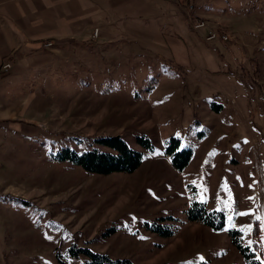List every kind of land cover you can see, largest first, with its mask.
<instances>
[{
  "label": "rangeland",
  "instance_id": "374dc122",
  "mask_svg": "<svg viewBox=\"0 0 264 264\" xmlns=\"http://www.w3.org/2000/svg\"><path fill=\"white\" fill-rule=\"evenodd\" d=\"M241 8L228 31L198 17L207 28L192 37L57 65V111L18 136L0 127V264H83L80 250L131 264H246L234 239L264 264V0ZM208 31L228 41L207 43ZM108 137L140 155L133 172L59 160ZM170 138L191 153L181 171ZM193 204L222 228L189 222Z\"/></svg>",
  "mask_w": 264,
  "mask_h": 264
},
{
  "label": "crops",
  "instance_id": "0c3cea01",
  "mask_svg": "<svg viewBox=\"0 0 264 264\" xmlns=\"http://www.w3.org/2000/svg\"><path fill=\"white\" fill-rule=\"evenodd\" d=\"M188 3L195 17L217 29L243 21L245 0H0V66L11 65L0 77V127L16 129L18 136L57 111L53 81L60 63L167 45L165 35L177 31L192 37L184 15Z\"/></svg>",
  "mask_w": 264,
  "mask_h": 264
},
{
  "label": "trees",
  "instance_id": "16d2710c",
  "mask_svg": "<svg viewBox=\"0 0 264 264\" xmlns=\"http://www.w3.org/2000/svg\"><path fill=\"white\" fill-rule=\"evenodd\" d=\"M91 148L80 154L65 149L59 160L68 161L80 167L90 174L107 175L110 173H131L140 164V155L132 151L119 137L97 138L92 140ZM178 141L170 138L167 142L166 151L171 155V164L178 171L183 170L189 162L191 153L187 149L177 150ZM188 221L207 226L213 230H220L223 226L222 216L215 212H207L203 205L193 204L188 212ZM251 233L252 246L258 249V228L255 223ZM233 234V232H232ZM234 246L244 257L246 264H260L253 258V253H247V249L234 239ZM87 257L83 264H131L126 259H110L105 254L80 250ZM205 264V263H201Z\"/></svg>",
  "mask_w": 264,
  "mask_h": 264
},
{
  "label": "built area",
  "instance_id": "2783aa9c",
  "mask_svg": "<svg viewBox=\"0 0 264 264\" xmlns=\"http://www.w3.org/2000/svg\"><path fill=\"white\" fill-rule=\"evenodd\" d=\"M184 15H185V18H186V22H187V25H188V28L191 32H197V31H200L202 29H205L207 28V25L198 19V17H195L192 13V4L191 3H188L186 5V9L184 11ZM97 30L94 29L93 33L91 34V39L92 40H97ZM215 40H219L221 42H227L228 41V37L226 35H219L213 31H208V34L207 36L205 37V42H212V41H215ZM43 48L45 49H48L51 47V44L50 43H45L43 44L42 46ZM11 70V66L9 63H4L0 66V77H3V76H6L7 74H9Z\"/></svg>",
  "mask_w": 264,
  "mask_h": 264
}]
</instances>
